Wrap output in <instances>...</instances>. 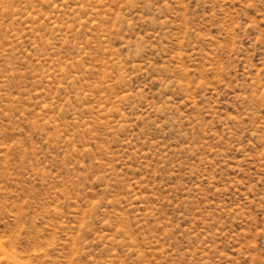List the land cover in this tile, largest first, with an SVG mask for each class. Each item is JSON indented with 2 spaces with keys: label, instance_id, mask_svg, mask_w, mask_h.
<instances>
[{
  "label": "rangeland",
  "instance_id": "obj_1",
  "mask_svg": "<svg viewBox=\"0 0 264 264\" xmlns=\"http://www.w3.org/2000/svg\"><path fill=\"white\" fill-rule=\"evenodd\" d=\"M0 264H264V0H0Z\"/></svg>",
  "mask_w": 264,
  "mask_h": 264
}]
</instances>
